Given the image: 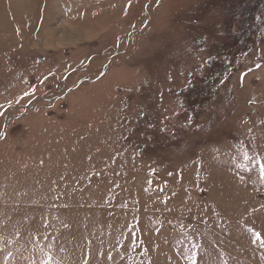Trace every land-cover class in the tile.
<instances>
[{"label":"rangeland","instance_id":"rangeland-1","mask_svg":"<svg viewBox=\"0 0 264 264\" xmlns=\"http://www.w3.org/2000/svg\"><path fill=\"white\" fill-rule=\"evenodd\" d=\"M0 264H264V0H0Z\"/></svg>","mask_w":264,"mask_h":264},{"label":"snow or ice","instance_id":"snow-or-ice-1","mask_svg":"<svg viewBox=\"0 0 264 264\" xmlns=\"http://www.w3.org/2000/svg\"><path fill=\"white\" fill-rule=\"evenodd\" d=\"M256 235H257V238L259 239V233H257Z\"/></svg>","mask_w":264,"mask_h":264},{"label":"water","instance_id":"water-1","mask_svg":"<svg viewBox=\"0 0 264 264\" xmlns=\"http://www.w3.org/2000/svg\"><path fill=\"white\" fill-rule=\"evenodd\" d=\"M209 62H211V59H209Z\"/></svg>","mask_w":264,"mask_h":264}]
</instances>
